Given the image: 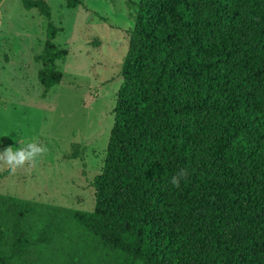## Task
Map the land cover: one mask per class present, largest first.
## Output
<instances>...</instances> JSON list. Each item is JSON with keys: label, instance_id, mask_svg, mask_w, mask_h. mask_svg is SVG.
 I'll use <instances>...</instances> for the list:
<instances>
[{"label": "trees", "instance_id": "1", "mask_svg": "<svg viewBox=\"0 0 264 264\" xmlns=\"http://www.w3.org/2000/svg\"><path fill=\"white\" fill-rule=\"evenodd\" d=\"M21 1L49 22L37 57L45 96L62 81L68 51L53 41L63 29L47 1ZM137 6L95 207L72 220L130 264H264V0ZM183 168L189 176L171 185ZM37 209L0 195V264L33 246L25 222ZM39 240L50 243L46 231Z\"/></svg>", "mask_w": 264, "mask_h": 264}, {"label": "rangeland", "instance_id": "2", "mask_svg": "<svg viewBox=\"0 0 264 264\" xmlns=\"http://www.w3.org/2000/svg\"><path fill=\"white\" fill-rule=\"evenodd\" d=\"M45 1L52 23L63 29L53 42L68 51L57 62L62 81L45 96L37 57L48 41L49 22L21 0L0 3V150L32 139L47 148L0 180V195L38 206L25 222L33 246L17 264H130L71 215L95 207L92 183L105 164L140 0H82L74 9L67 0ZM74 144L83 149L75 159ZM7 170L0 162V172ZM43 231L49 244L39 240Z\"/></svg>", "mask_w": 264, "mask_h": 264}, {"label": "clouds", "instance_id": "3", "mask_svg": "<svg viewBox=\"0 0 264 264\" xmlns=\"http://www.w3.org/2000/svg\"><path fill=\"white\" fill-rule=\"evenodd\" d=\"M47 151L45 145L39 143L36 139L29 141H20L19 146H8L0 150V162L9 166L10 171H15L17 167L25 162L34 161L38 156ZM189 176L188 169L183 168L170 177V184L179 187L182 180Z\"/></svg>", "mask_w": 264, "mask_h": 264}]
</instances>
